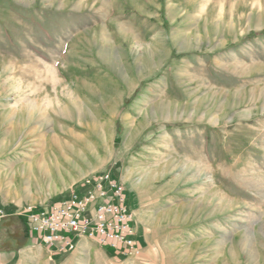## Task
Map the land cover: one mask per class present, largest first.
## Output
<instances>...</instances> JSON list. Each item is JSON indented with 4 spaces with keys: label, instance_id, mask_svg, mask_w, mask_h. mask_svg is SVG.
I'll return each instance as SVG.
<instances>
[{
    "label": "rangeland",
    "instance_id": "1",
    "mask_svg": "<svg viewBox=\"0 0 264 264\" xmlns=\"http://www.w3.org/2000/svg\"><path fill=\"white\" fill-rule=\"evenodd\" d=\"M101 172L138 255L25 228ZM0 206V264H264V0H0Z\"/></svg>",
    "mask_w": 264,
    "mask_h": 264
},
{
    "label": "built area",
    "instance_id": "2",
    "mask_svg": "<svg viewBox=\"0 0 264 264\" xmlns=\"http://www.w3.org/2000/svg\"><path fill=\"white\" fill-rule=\"evenodd\" d=\"M83 192L73 191L50 209L27 207L20 214L41 243L64 248L74 237H94L123 255H138L140 246L126 203L125 188L109 173L87 181ZM7 215L0 206V219Z\"/></svg>",
    "mask_w": 264,
    "mask_h": 264
},
{
    "label": "bare ground",
    "instance_id": "3",
    "mask_svg": "<svg viewBox=\"0 0 264 264\" xmlns=\"http://www.w3.org/2000/svg\"><path fill=\"white\" fill-rule=\"evenodd\" d=\"M46 118V117H45ZM55 141H58L57 139H55V140H53V139H51V140H49V145L50 144H54L55 145V149L57 150V148H58V146H59V143H56ZM58 145V146H57ZM92 180H94V178L92 179ZM73 192V191H72ZM76 192V191H75ZM69 196V195H68ZM132 219H134L133 217H132ZM88 238H90V239H93V240H95L96 242H97V240H96V238H94V237H88ZM87 238V239H88ZM99 243V242H98ZM100 245H104V244H100ZM47 246H49L48 244H47ZM74 247H76V243L75 242H73V243H70L69 242V244H68V246L67 247H65V251L67 252V251H71V250H73L74 249ZM59 250H61V251H64V248H59L58 249V251ZM129 256H132V255H129Z\"/></svg>",
    "mask_w": 264,
    "mask_h": 264
},
{
    "label": "crops",
    "instance_id": "4",
    "mask_svg": "<svg viewBox=\"0 0 264 264\" xmlns=\"http://www.w3.org/2000/svg\"><path fill=\"white\" fill-rule=\"evenodd\" d=\"M101 173H102V172H101ZM101 173H100V174H101ZM91 179H93V178H91ZM78 191L83 192V191H81V190H78ZM65 198H66V197H65ZM63 199H64V198H63ZM133 218H134V217H133ZM74 239L77 241V238H76V237H74ZM38 241H39V240H38ZM38 241H37V242H38ZM95 242H96V241H95ZM76 246H77V245H76ZM51 250H53V251H55V252H59V251H60V250L58 251V246H56V245H55V246H51Z\"/></svg>",
    "mask_w": 264,
    "mask_h": 264
},
{
    "label": "trees",
    "instance_id": "5",
    "mask_svg": "<svg viewBox=\"0 0 264 264\" xmlns=\"http://www.w3.org/2000/svg\"><path fill=\"white\" fill-rule=\"evenodd\" d=\"M7 218H8V217H5V218H3V219H0V221H4V220H6ZM22 221H23V224H24L25 228H26L27 230H30V229L27 228L26 221L23 220V219H22Z\"/></svg>",
    "mask_w": 264,
    "mask_h": 264
}]
</instances>
